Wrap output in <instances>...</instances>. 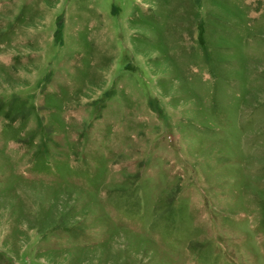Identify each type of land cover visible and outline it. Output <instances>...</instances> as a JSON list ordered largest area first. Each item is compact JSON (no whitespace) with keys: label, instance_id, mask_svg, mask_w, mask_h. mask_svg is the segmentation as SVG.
I'll list each match as a JSON object with an SVG mask.
<instances>
[{"label":"rangeland","instance_id":"rangeland-1","mask_svg":"<svg viewBox=\"0 0 264 264\" xmlns=\"http://www.w3.org/2000/svg\"><path fill=\"white\" fill-rule=\"evenodd\" d=\"M0 264H264V0H0Z\"/></svg>","mask_w":264,"mask_h":264}]
</instances>
